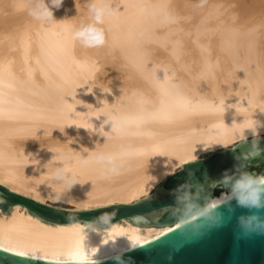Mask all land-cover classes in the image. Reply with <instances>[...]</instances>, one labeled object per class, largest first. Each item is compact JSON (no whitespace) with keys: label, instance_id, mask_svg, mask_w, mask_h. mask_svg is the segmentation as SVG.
I'll use <instances>...</instances> for the list:
<instances>
[{"label":"bare ground","instance_id":"obj_1","mask_svg":"<svg viewBox=\"0 0 264 264\" xmlns=\"http://www.w3.org/2000/svg\"><path fill=\"white\" fill-rule=\"evenodd\" d=\"M90 2L63 0L46 25L27 0H0V185L76 211L130 204L199 155L264 135V0H113L97 49L72 38ZM98 154L112 163L81 165ZM121 221L54 227L13 205L0 248L96 261L170 228Z\"/></svg>","mask_w":264,"mask_h":264},{"label":"water","instance_id":"obj_2","mask_svg":"<svg viewBox=\"0 0 264 264\" xmlns=\"http://www.w3.org/2000/svg\"><path fill=\"white\" fill-rule=\"evenodd\" d=\"M195 161L182 164L169 174L148 196L130 204H109L90 210H71L49 206L9 191L0 185V208L8 213L13 205L24 206L31 216L47 225H68L74 222L102 229L125 219L141 227L170 228L159 236L111 257L96 260L95 264H264V235L247 234L238 224L239 217L254 213L264 217V209L249 210L233 199L222 207L224 225L205 230L192 237L182 234L173 217L177 201L189 195L204 203L220 191L230 192L224 181L242 174L261 176L264 173V135L240 140L222 151L206 152ZM230 208V210H229ZM55 227V226H54ZM77 261H54L28 257L0 248V264H76Z\"/></svg>","mask_w":264,"mask_h":264},{"label":"clouds","instance_id":"obj_3","mask_svg":"<svg viewBox=\"0 0 264 264\" xmlns=\"http://www.w3.org/2000/svg\"><path fill=\"white\" fill-rule=\"evenodd\" d=\"M205 0H200L203 5ZM63 0H27V11L29 16L42 24L58 23L54 18V10L61 8ZM119 5L113 4V0H91L87 7L88 19L76 26L72 31L73 40L79 42L82 47L97 49L105 45V32L101 27L105 20L115 16L119 11ZM114 130H120L118 121L112 122ZM89 160L97 164H111L112 157L98 154L88 159L81 160V165H87ZM64 169H54L51 177L54 180H64ZM230 188L227 197L199 202V197L193 198L189 195L186 199L177 201L178 208L173 211V217L180 225L182 234L198 237L204 231L218 228L224 225V214L222 207H229L230 201L235 200L240 207L249 210L264 209V177H254L242 174L231 181H224ZM230 210V208H229ZM239 226L247 233L264 235V217L254 213L248 217L238 218ZM138 242H132L131 248H136ZM118 264H125L123 259Z\"/></svg>","mask_w":264,"mask_h":264},{"label":"snow or ice","instance_id":"obj_4","mask_svg":"<svg viewBox=\"0 0 264 264\" xmlns=\"http://www.w3.org/2000/svg\"><path fill=\"white\" fill-rule=\"evenodd\" d=\"M76 264H95V262L94 261L87 260V259H82V260H78L76 262Z\"/></svg>","mask_w":264,"mask_h":264}]
</instances>
